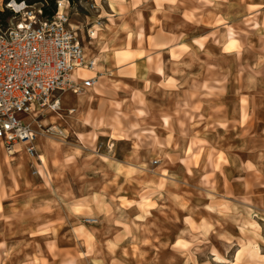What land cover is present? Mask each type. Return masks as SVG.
Wrapping results in <instances>:
<instances>
[{"label":"clouds","instance_id":"9594fccd","mask_svg":"<svg viewBox=\"0 0 264 264\" xmlns=\"http://www.w3.org/2000/svg\"><path fill=\"white\" fill-rule=\"evenodd\" d=\"M152 2L158 5L149 17V23L153 25L151 30L155 31V26L162 25L165 20H169L168 13L179 11L177 5H184L186 0H152ZM197 2L203 7L184 10L182 18L187 23L205 25L214 30L195 36L190 42H188L187 33H166L162 27L158 34L159 39L156 35L149 36L150 48L135 54L136 59L147 57V67L144 69V74L137 75L138 66L136 65H133L132 71L127 73L128 77L140 79L144 87L133 91L132 100L138 104V107L131 112H122L121 114L125 117L144 118L150 115L146 93H149L153 87L170 92H179L186 88L188 78L196 74L194 70L198 64L215 69L216 65L209 63L215 58V54L208 47L210 42L219 46L223 54L234 53L237 60L241 59L245 51L252 47V44L247 40L241 39L242 35L248 36V32L238 29L236 25L231 23L229 16L216 11L204 14V8L217 6L216 0H197ZM147 3L149 0H111L112 13H103L110 21L107 28L111 35L94 33L98 36L101 54L111 52L115 56L121 51V49L113 47L121 33L127 34L128 37L135 36L139 40L140 46H143L145 41L144 28L141 27L138 32L135 31L133 24L129 23L126 17L130 15L139 17V19H135V24H140V21L143 20V13L136 10L140 8L141 4ZM166 4L173 7L165 9ZM256 7L251 8L253 14L247 18L248 25L253 30L264 29V20L259 19L264 13L257 12ZM258 7L264 9V3ZM161 13L164 14V19L158 18ZM117 20H120L121 23L117 24ZM150 52L151 55H149ZM166 55L168 56L167 60H165ZM98 59H100L99 56ZM262 65H264V56L260 57L257 63L250 65L249 70L252 74L248 77L249 85L256 83V78L261 74L259 69ZM116 67L119 68L120 65L117 64ZM80 71H87L89 76L95 74V70L86 68H81ZM153 73L161 77L155 83L149 79V74ZM239 75L243 77L244 72L241 71ZM224 82L220 81L219 83ZM114 86L119 89L121 84L117 82ZM122 86L128 87L126 84ZM204 91L207 92V86H205ZM196 96L197 93L189 92L187 99L178 106L173 114L163 117V129L166 131L163 139L158 135L155 127L136 132L135 130L141 127L140 123H133L131 128L124 130L125 126L120 121L119 116L115 118L114 126L105 123V127L114 128L120 139H131V136H127V132L135 134L136 143L133 145L135 151L129 157V161L132 159L139 161V152L143 147L141 141L145 135H150L153 148L173 149V151L163 152V156L170 162L180 161L186 165L189 174H192L194 167L200 166L199 161L207 153L208 164L214 170L207 171L201 177L204 182L203 186L209 189L208 192L201 193V195L208 202L193 206V201L190 198L191 193L180 190L181 185L174 178L175 173L169 172L166 167L160 169V176L150 177L146 171L148 164L145 162L141 161L139 164L123 163L101 155L99 159L107 165V168L96 169L103 175L105 181L98 191L78 196L71 190L70 186H66L67 190L60 188L54 190L58 194V199H45L35 208L32 207L31 200L23 205L25 210L31 209L39 219L40 214L53 215L57 207L63 204L70 218L104 217L108 223L122 229L117 231L114 237L104 240L102 243L97 239V230L90 229L84 223L77 221L71 227V231L78 241L83 242L87 250L77 251L76 255L67 253V258L61 264H77L78 260H82L86 256L102 255L105 247L108 253L114 257L112 264H123V261L115 258V256L117 250L129 238L131 241L128 247L123 248V255L129 256V248H131V255L141 264H152V261L147 260L149 253L144 249L150 246L158 250L159 237H154L152 229L155 227V223L149 221L153 217L154 210H159L161 214L166 215L165 209H169L173 213L178 223L180 222L178 210L188 213L183 217V223L186 227L180 229L176 242L164 245V247L170 246L177 250L181 256L187 257L186 264H198L197 253L203 251L202 245L210 248L212 260L209 264H264V201L258 202V198L251 194V184L243 177L241 179L244 180V190L247 194L240 197L231 191H226L223 196L217 194L216 172L223 174L220 165L230 163L228 156L230 149L215 148L209 140L202 137L199 131H194L200 127L201 121L205 119L202 115L203 105L199 102L193 103ZM126 102H119L116 107L122 109ZM196 113H201V115L197 116ZM182 114L184 118L180 119ZM241 116V126L244 127L251 119V115L242 113ZM174 118H176V125L180 129L179 138L177 137L176 125L173 124ZM84 122L91 123L87 119ZM218 124L221 128L226 129L228 127L225 121H219ZM80 139L83 141V135L80 136ZM93 139H99V136H95ZM181 141H185L186 146L182 147ZM53 144L56 149L53 166L57 171L44 176L47 182L46 186L49 188L52 187L54 181L63 180L71 168L77 167L78 159L84 154L82 148L75 147L65 152L61 159L59 157L61 143L53 141ZM92 159L95 157L91 155L87 157V160ZM260 160L264 161V155L260 157ZM89 167L92 165L85 163L84 168ZM242 167L248 173L259 174L261 171V166L252 160L244 161ZM122 178L123 182H121ZM13 179L15 180V177ZM131 185L137 186L135 197L127 194V186ZM19 187V182L16 181L15 187L9 193L4 190L3 183L0 181V213L4 210L3 201L9 195H14L19 191ZM133 208L138 211L134 216H130L127 210ZM20 211V209L14 208V212ZM12 218L11 216H0V219L9 221ZM67 226L66 218L61 217L47 219L38 227L27 229V233L33 238H51L45 241L43 247L37 242L36 250L27 254L22 264H56V261L61 260L63 250L59 246L58 237L62 229ZM24 247L29 248L31 244H25ZM98 248L100 251L97 250ZM22 251L23 249H20L19 245L9 246L6 240H0V264H9L13 255H20ZM95 264H103V261L96 260Z\"/></svg>","mask_w":264,"mask_h":264},{"label":"rangeland","instance_id":"374dc122","mask_svg":"<svg viewBox=\"0 0 264 264\" xmlns=\"http://www.w3.org/2000/svg\"><path fill=\"white\" fill-rule=\"evenodd\" d=\"M10 0H3V6H0V12H3L6 16L3 17L5 23H9V19L13 15L12 11L10 9L6 8V3H8ZM19 2L20 0H16ZM63 1L67 6L68 9L64 10L65 13L68 14L69 19H74L76 22L82 24L83 30H78L79 33L75 30L77 33L78 38L80 39L83 48H84V39L85 36L88 40H90V31L95 26L98 25V33H107L108 35H111V33L108 32L107 26L110 24V21L106 16L103 15L104 12H108L109 14L112 13L113 9L111 8V3L107 2L106 0H55V8L53 10V14L57 11V8L59 6V2ZM29 4L33 5V8L36 10L43 9V7L52 9V6L50 3L46 2L45 0H35L33 2L27 1ZM43 12V10H42ZM51 15V16H52ZM49 16V15H46ZM236 21V20H235ZM144 20L140 21V24H136L137 28L135 31H139V29L143 26ZM233 22V21H232ZM121 23L120 20H117V24ZM245 23H248L246 20ZM239 28V27H238ZM242 30H247L246 25H244V22L241 24ZM258 39L256 41H251L253 36H249L248 42L252 44L251 48H248L244 56L237 60L235 54L230 55L227 60H224L221 62V66L224 68L223 70L220 69V67H216L215 69H210L207 67V78L204 81H209L210 88L209 93L204 94L203 96L200 94V90L197 89V86L195 87L194 91L191 92L197 93L196 102H201V98H210L209 102L211 103H226L228 106L223 110L221 109H209L204 110L202 112L203 115L208 117H211L209 119V126L210 130V138H211V145L218 149L223 150H229L228 156L230 159V163L228 165H220L221 166V172H216L215 179L217 181V188H218V195L223 196L226 191H231L236 194L237 197H240L242 195H245L244 190V180L241 179L243 177L251 184V194L258 198L259 201H264V161L260 160V157L264 155V129L259 131L257 134L254 131L252 133L253 122H254V111L256 107L260 108L261 114L259 115L261 118L264 119V65L261 66L259 69L260 75L256 78V83L254 85H249L248 83V77L252 74L250 72V65L255 64L259 61L260 57L264 56V29L259 30L258 32ZM84 35V36H83ZM245 37V36H244ZM247 37V36H246ZM133 38H136L133 36ZM242 40H244L242 38ZM113 47L121 49V51L115 55L116 58L113 56L111 52H109L110 56L114 57L115 60L118 61V63H115L116 65L119 64L120 67L123 65H126V63H123L122 61L124 59L122 57L128 56L131 51H134L136 46H133V43L131 41V38L127 36L125 33H121L120 37L116 41V43L113 45ZM140 48V47H138ZM126 49V50H125ZM89 58H95L92 55H89L87 59ZM96 59V58H95ZM254 62H251V61ZM98 63V60H97ZM212 64V63H211ZM99 65V64H98ZM115 65V66H116ZM98 67V66H97ZM96 67L98 71H100V76H107L111 77V72H107L103 70H99ZM117 68V67H116ZM197 72H199L198 69H196ZM243 71L244 75L241 77L239 73ZM80 70L75 72V75L79 73ZM83 73V72H82ZM88 72H86L85 76H87ZM84 76V75H83ZM102 82V80L100 79ZM220 81H225L224 83H219ZM194 83V82H193ZM194 85V84H193ZM98 85H95V87ZM99 86H104V84H101ZM98 88V91L95 93V97L100 94V87ZM218 86H221L220 88H217ZM226 90L224 94H220L223 89ZM86 89H84L80 93H84ZM222 97V98H221ZM221 98V100H220ZM95 99V98H94ZM91 100V101H94ZM187 99V96H186ZM62 101L63 103H60V106H62L63 109H67L64 112V115L59 119V122L61 125L55 126L56 132L50 131L48 134H44V136L50 141H56L61 143L63 149V145L69 146V151L75 147H80L83 150V156L79 158V160L86 161L88 156H94L97 158L101 153H104L107 148V144H105L104 141L102 142H96L94 141L95 134L97 130L100 127L99 122L101 120H104V125L107 123L108 125H115L116 120L115 118L119 116L120 121L121 120V108L116 107V104L121 102V100L109 93H103L101 96V99L97 102L92 104V111L89 116L90 112V104H88V101H85L83 103H80L81 108L83 111L89 110L82 117V121L77 120V111L78 108L72 107L74 101H77V95L70 92L69 94H63L62 95ZM90 102V101H89ZM235 104H242V110L241 113L238 112V110H234ZM69 108H74L76 111H69ZM73 109V110H74ZM229 109V110H228ZM259 110V109H258ZM210 111V112H209ZM209 112V113H208ZM244 113L245 115H251V119L248 120L246 126L242 127V116L241 114ZM233 114L235 115V120L232 122H229V117L233 118ZM238 114L240 115V120L238 117ZM87 115V116H86ZM197 115V113L195 114ZM35 116V113H19V117L22 118L24 121L29 122L32 120V118ZM89 116V118H88ZM46 117L42 118V122L44 121ZM227 118L226 120H224ZM90 120L91 123L82 128V125H86L84 122L85 120ZM219 121H225L228 124V127L221 128L219 127L218 122ZM49 126V125H48ZM53 128V127H52ZM76 129V130H75ZM81 129V130H80ZM80 130V131H79ZM79 131L78 133H76ZM96 131V132H95ZM82 132V133H81ZM113 133L115 134L114 137L117 136V132L113 129ZM256 134V135H255ZM83 135L84 139L83 141L80 139V136ZM257 136V137H254ZM38 143L40 144V140H38ZM53 144V142H52ZM54 145V144H53ZM113 147L112 149L115 150L116 148ZM184 142L182 143V147L185 146ZM67 146H64L67 147ZM112 146V145H111ZM60 150V151H61ZM28 155L26 150H22L15 158L14 161H11V166L9 167L10 171V177H12L13 182L16 181L19 182V177L22 173H18L16 171V165H17V159L21 157L22 155ZM0 155L2 157L6 156L7 153L4 152L0 146ZM56 155V149L55 146H52L49 148L47 156L45 159H42L36 155L35 158L29 157L33 160L31 164H29V168L33 170L32 173L41 174L42 176L47 175L45 171V167H51L53 165V159ZM117 157V155H116ZM99 159V158H97ZM115 159V158H114ZM100 160V159H99ZM116 160V159H115ZM246 160H252L256 163H258L261 166V171L259 174L254 173H248L246 172L242 165L243 162ZM175 162V161H174ZM161 163V164H160ZM171 168L182 170L183 167L179 163H171ZM177 164V165H176ZM199 167L195 170V175L192 177V179H188L187 181L182 180L181 177L176 176L177 182L181 185V191H186L191 193V199L193 201V206H196L198 204L207 203V199L201 195V193H206L209 191L208 188L204 187V182L202 181L201 177L206 174L207 171H213V167L208 164L207 161V153H205V156L203 159L199 161ZM207 165V168H206ZM162 166V162L160 161H153L152 166L156 170H158ZM167 168V167H166ZM46 172V173H45ZM49 171L48 173H50ZM153 169L148 171V174H153L152 176H160L159 174H156ZM15 177V180L13 179ZM80 184L77 185V191L76 195H86L90 194L91 190L87 187V183H89V178L91 176H81ZM21 188V186L19 187ZM5 187V191H6ZM133 192V193H132ZM129 194L131 197H135V190H130ZM45 199H58V197L55 194H50L49 196H42L39 197L38 200H40V203ZM38 203V202H37ZM161 203H164V201H161ZM128 214L130 216H134L137 213V209L133 208L130 210H127ZM4 212L0 213V216L3 215ZM165 214H161L159 210H154L153 217L150 219V223L154 222L155 227L152 229L153 235L159 237V244H158V250L149 247H146L144 250L149 253L147 260L152 261V264H186L187 257H183L180 255V253L177 250L172 249L170 246L164 247V245H169L170 243H175L178 234L181 228L186 227V225L183 223V217L187 215L188 213L180 212L178 210V214L180 217V222L178 223L176 220V217L173 215V213L169 209H165ZM207 215L208 213H202ZM49 215L46 214H40V218L37 219V215L32 212V210H29V224L32 225L33 221L36 223H40V221L44 220V222L47 220V217ZM56 216H62L66 218L67 220V227H64L62 230L64 233H60L58 237L59 246L63 250L61 253V260L56 261V264H61L63 260L67 258L66 254L71 253L72 255H76L77 251H86L87 249L84 247L82 241H78L75 238V234L71 231V227L74 226V224L79 221L84 223L88 228L97 230V239L100 240L102 243L104 240L111 239L115 236L117 231H121L122 229L116 227L115 225H112L105 220L104 217H88V218H70L68 217V213L66 209H64L63 204L59 205L57 207L56 212L51 215L50 217H56ZM50 219V218H48ZM111 229V231H109ZM50 239V237H38L35 239H32V242L36 243L39 242L41 246H44V243L46 240ZM131 241V238H129L128 241H125L123 245H121L120 249L117 250L115 258L123 261V264H141L139 260H137L135 257L131 255L132 249L129 248V256L125 257L123 255V248L128 247L129 243ZM203 251L197 253V261L198 264H209L212 260V254L210 252V248L207 246H201ZM100 251V249H97ZM113 256L108 253L107 248H103L102 255L99 256H86L82 260H78L77 264H95L96 260H102L103 264H112ZM51 260V257H49Z\"/></svg>","mask_w":264,"mask_h":264},{"label":"crops","instance_id":"0c3cea01","mask_svg":"<svg viewBox=\"0 0 264 264\" xmlns=\"http://www.w3.org/2000/svg\"><path fill=\"white\" fill-rule=\"evenodd\" d=\"M106 1L111 3V0H106ZM262 3H264V0H216L217 6L204 8V14L206 15L210 11H216L225 16H229L231 18V23L239 27L238 29L240 30H242L241 24L244 22V25H246L245 29L247 30H244V29L243 30L248 32V36L244 37L242 35L241 39L243 38L244 40H248L249 36H253L251 41H256L258 39L257 32L262 29L253 30L250 28L248 23H245V21L250 15L253 14L251 11V8L253 6H257L255 9L257 12L264 13V9H261L258 7ZM156 7H158V5L152 2V0H149V3L141 4L140 8L136 10L138 12L143 13L144 22H143L142 27L144 28V32H145V41L143 43V46L142 47L140 46V42L137 38L130 37L133 43V46H136V48L134 49V51H131V53L128 56L126 57L121 56V58L124 59L122 62L126 63V65L116 68L115 63H118V61L115 60L116 56H114L115 58L113 56L110 57V59L106 62L107 71L111 72V75H110L111 78L109 79L108 83H106V85H104L103 87L99 86L101 92L95 97L94 101L88 102V104H90L89 106H91L89 109L90 110L89 116L93 109L92 104L100 100L104 92L118 97L121 100V102L127 101L126 103H124V106L121 109V113L131 112L136 107H138V104L134 100H132V93L136 89H142L144 87V84L138 78L133 79L131 77H128L127 73L132 71L133 65H136L138 66L137 75L139 76V75L144 74V69L145 67H147V57L145 56L141 59H136L135 54L137 52L142 53L143 51H146L150 48V42L148 40L149 36L156 35L158 36V39H159L158 34L160 32L161 27L166 33H176V34H179L181 32L187 33L188 42H190L191 39L195 36L203 35L209 31L214 30V29L206 27L205 25H196L192 23H187L182 18V12L184 10L191 9L193 7H203V5H200L197 2V0H186V3L184 5H177V7L179 8V11L168 13L170 19L165 20L162 25H156L155 31H152L151 29L153 28V25L149 23V17L151 16L152 11ZM171 7L173 6L168 5V4L165 5V9H168ZM158 18L164 19V14L161 13ZM126 19L128 20L129 23L133 24V28L135 30L137 28L135 24V19H139V17H134L130 15L126 17ZM259 19L264 20V15H261ZM221 30L223 31V28ZM208 47L215 54V58L210 60L209 63L215 64L216 67H220V69L223 70L224 68L221 66V62H223L224 60H227V58L234 53L223 54L221 48L211 42L209 43ZM151 54L152 53L150 52L149 55ZM92 59H95V58H92ZM167 59H168V56L166 55L165 60ZM251 62H254V61L252 60ZM97 66H98V63H97ZM207 67H208L207 65L198 64L196 66V69H198L199 72H197L195 69L194 71L196 74L188 78V84L186 88L182 89L179 92H175V91L170 92L165 89H156L155 87H153L149 93H146V95L148 96V110L150 112V115L144 118L136 117V116L125 117L124 115H121V120L125 126L124 130L131 128V125L133 123H140L141 127L139 129H136L135 130L136 132L155 127L158 135L161 137V139H163V137L166 135V131L163 129V117L166 115L173 114L177 110L178 106L183 104L184 100L186 99L187 94L191 92L192 90L194 91L196 86H197V89L200 90V94L202 96L204 94L209 93L210 83L209 81H204L207 78V71H206ZM98 72L100 73V71L96 69L95 74H97ZM81 76L91 77L88 74L87 76H83L82 73H81ZM149 79L153 80V82L155 83L156 81H159L161 77L153 73V74H149ZM117 82L121 84V87L119 89H117L114 86ZM100 83L101 81H100V75H99L96 83L93 86L100 85ZM124 84L128 85V87L124 88L122 86ZM205 86H207L206 93L204 91ZM220 87L221 86H218L217 88H220ZM222 89L223 91L220 94L225 93L224 88ZM61 99H62V95H61ZM209 99H210L209 97L201 98V102L199 103L203 105L202 111L209 110V109L215 110V109H221V108L225 110V108L228 107L225 102L224 103H219V102L211 103L209 102ZM77 100H78V96H77ZM85 101L87 100L84 99L83 102ZM83 102L78 100V105H80V103H83ZM193 103L195 102L193 101ZM236 109L238 110V112L241 113V110L243 109L242 104H235L234 110ZM89 110H86V111L84 110L85 114H87L86 112H88ZM253 111H254V116H253L254 122L251 128H252V133L255 131L257 134L259 131L264 129V119L259 116L262 111L260 108L256 107L255 109H253ZM49 113L47 112L44 115V117H46L44 119V121H46L45 122L46 124H50L52 121L51 118L47 117ZM203 113L204 112H202V115ZM199 115H201V113H197V116ZM203 116L205 117V119L201 121L200 127L196 128L194 131H199L202 137L209 140V142L211 143V138H210L211 132L209 133V130H210L209 123L210 122H209V119L207 120V116L205 115ZM179 118L183 119L184 118L183 114ZM233 118L234 119L229 117L228 119L229 122H232L236 119L234 114H233ZM238 118L240 120L239 114H238L237 119ZM226 119L227 118H225L224 120ZM173 124L176 125V118H174ZM87 125L88 123H86V125H82V128H84ZM103 125H104V120H101L99 122V126H97L100 128L97 130V132L95 131L96 132L95 136H99V139H94V141L96 142L104 141L105 144H107V148H106V151L104 153H101L99 156H97V158L103 155V156H108L112 159L115 158L117 161H120L123 163L131 162L133 164H139L142 161L148 164V168L146 169V171L148 172L151 169H153V174L155 172V169L151 167L152 162L157 160L159 162L160 161L162 162V166L158 170H156L155 172L156 174L161 175L160 169L162 167H167L169 172L175 173L176 176L181 177L182 180L184 181L185 180L187 181L188 179H192V177L195 175L194 173H195L196 167L192 169V174H189L186 170L187 166L183 165L180 161H175L171 163H179L183 167L182 170L179 171L177 169H173L169 167L171 166L170 161H168L167 158L163 156V152L173 151V149L169 148V149L161 150L159 148H153L150 135H145L142 138L141 142H142L143 147L141 151L139 152V161L136 159H132L131 161H129V157H131L133 152L135 151L133 147V145L136 143L135 134L133 132H127V136H131L132 138L131 139H127V138L120 139L119 137H114L115 136V134L113 133L114 128H108ZM176 128H177V137L179 138L180 129L178 125H176ZM79 131H77L76 133H78ZM110 132H111V135H109ZM254 137H257V136H254ZM38 140H40L41 142L40 144L38 143ZM38 140L36 141L37 153L39 152V147L44 148V144L46 143V140L44 139H38ZM183 142L184 144H186L185 141H181V143ZM115 144L117 145L114 150L112 148L115 147ZM64 146H67V145H63L64 150H61L59 153V157L61 159L63 158L64 153L69 151L68 149L69 146L65 148ZM17 150H19L18 153L10 155V158L12 161H14L15 157L19 156L23 148L18 147ZM21 158L24 160L26 164V169L22 172V174L19 177L21 188H19V191H17L14 195H9L3 201V209H4L3 212L4 213L2 216H5V217L11 216L13 218L10 221L7 219H0V240H6L9 246L19 245L20 249H23L20 255H15V254L13 255V258L9 261V264H22V261L25 259V256L27 254L33 253L36 250V245L34 242H32V239H35L38 237H35V238L31 237L27 233L26 230L29 228H36L41 223H44V220L40 221V223H37V222L35 223L33 221V223H31L32 225H30L29 224V221H30L29 220V210L30 209L25 210L23 208L24 204L28 203L29 200H31L32 207L35 208L40 204V200H38L39 197H42L44 195L49 196L52 193L58 197V194H56L54 190L56 188L67 190L66 186H70L71 190L76 194L77 185L80 184V181L82 178L81 176H87V177L91 176V178H89V183H87L86 185L91 190L90 192L98 191L105 181L103 179V175L97 172L96 169L98 168L106 169L107 168V165L101 159L99 160L95 158V159L86 160V161H82L78 159L77 167L71 168V170L65 174V177L63 180L54 181L52 187L49 188L46 186L47 182L44 179V176H42L41 174L32 173L33 170L29 168V164H31L33 160L28 155H25L24 157H21ZM85 163L92 165V167L85 169L84 168ZM45 171L47 172L45 173L48 174L49 171L55 172L57 171V169L53 165H51L50 168L45 167ZM4 172L6 173V175L4 176V185L7 188L6 191L10 193L11 189L15 187V183L13 182L12 177H10L8 165H4ZM153 174H150L149 176L151 177ZM121 182H123V178ZM127 187H128L127 194L129 196H130L129 194L130 190L136 191L137 189L136 185H131ZM14 208H18L21 211L14 212ZM61 217L62 216H56L52 218L48 216L47 219L48 218L58 219ZM62 233H64L63 230H62ZM29 243L31 244V247L25 248L24 245L29 244ZM45 254L47 255L46 248H45Z\"/></svg>","mask_w":264,"mask_h":264},{"label":"built area","instance_id":"2783aa9c","mask_svg":"<svg viewBox=\"0 0 264 264\" xmlns=\"http://www.w3.org/2000/svg\"><path fill=\"white\" fill-rule=\"evenodd\" d=\"M12 1L5 5L13 13L9 23L0 22V146L10 155L22 147L35 158L38 137L56 132L42 123L46 112L59 109L63 92L92 87L100 73L74 76L81 68L95 70L97 62L85 58L69 16L59 6L46 16L27 0L17 7ZM19 113L35 116L26 122Z\"/></svg>","mask_w":264,"mask_h":264},{"label":"bare ground","instance_id":"6f19581e","mask_svg":"<svg viewBox=\"0 0 264 264\" xmlns=\"http://www.w3.org/2000/svg\"><path fill=\"white\" fill-rule=\"evenodd\" d=\"M2 4H3V0H0V6H3ZM11 5H14V6L18 5L17 4V1H15V0L12 1L11 2ZM59 9H60V11H64V10L68 9V6L63 1H60L59 2ZM70 27L72 28V30H74V31L76 30L77 33H79L78 30H80V29L83 30L82 24L76 22L74 19H71L70 20ZM98 28H99V26L98 25H95L91 29V31H90V33H91L90 40H88L83 35L84 36L83 37V39H84V48H83V51H84L85 58H87L89 55H92L93 57L96 58V60H98V64L99 65L97 67V64H96V67L99 70H101V72H102L103 70L107 71L106 62L110 59L111 56H110L109 53L101 54L99 52L98 36L97 35H94V33H98ZM98 56L100 57V59H98ZM86 72L87 71L83 72L82 75L85 76ZM107 72H109V71H107ZM74 76H76V75L74 74ZM92 76H94V75H92ZM110 78L111 77L100 76V79L102 80L101 84L106 85V83H108V81H109ZM98 86H96V87L95 86L88 87V88H86V90H85L84 93H77L75 95L78 96V100L79 101L83 102V100L86 99L89 102V101H91V100H93L95 98V93L98 91V88H97ZM69 93H70V91H66V92H63L62 95L63 94H69ZM78 100L77 101H74L72 107L78 108V111H77V113H78L77 114V120L82 121V117L84 116V111L81 108V106L78 105ZM62 103H63V101L61 99V104ZM73 109L74 108H69V111L70 112L75 111V109L74 110ZM66 110L67 109H63L62 106H60L59 109H57L56 111H48V113L49 112L50 113L47 115V117L48 118H51L52 121H51L50 124H46L45 123L46 121H43L42 123L44 125L52 126L53 128H55V126L57 127V126L61 125L58 118L62 117L64 115V112ZM44 134L45 133H42L38 137V139H44V140H46V143L44 144V148L39 147V152L37 153L38 156L40 158H42V159H45V157L47 156V153H48L49 148L52 147V146H54L52 144L53 141H50V139L46 138L44 136ZM25 155L26 154L24 153V155H22L21 157H24ZM21 157H19L20 159L18 158L17 159V162H16L17 163V165H16V171L18 173H22L26 169V164H25L24 160ZM10 160H11L10 154H7L4 157H2L0 155V181H2V183H3L4 190H5V187H6L4 185V176L6 175V173L4 172V165H8V167H10L11 166ZM9 174H10V171H9Z\"/></svg>","mask_w":264,"mask_h":264},{"label":"trees","instance_id":"16d2710c","mask_svg":"<svg viewBox=\"0 0 264 264\" xmlns=\"http://www.w3.org/2000/svg\"><path fill=\"white\" fill-rule=\"evenodd\" d=\"M29 2H33L35 0H27ZM46 2L50 3V5L52 6V9H49V8H46V7H43V14L44 15H52L53 14V10L56 6L55 4V0H45ZM6 15L3 13V12H0V22H3V20L5 21V19L3 17H5Z\"/></svg>","mask_w":264,"mask_h":264}]
</instances>
